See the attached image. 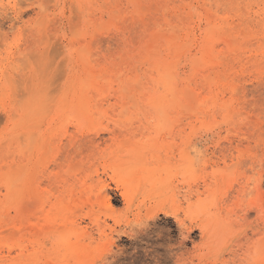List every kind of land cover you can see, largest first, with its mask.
<instances>
[{"label": "rangeland", "instance_id": "1", "mask_svg": "<svg viewBox=\"0 0 264 264\" xmlns=\"http://www.w3.org/2000/svg\"><path fill=\"white\" fill-rule=\"evenodd\" d=\"M0 264H264V0H0Z\"/></svg>", "mask_w": 264, "mask_h": 264}, {"label": "bare ground", "instance_id": "2", "mask_svg": "<svg viewBox=\"0 0 264 264\" xmlns=\"http://www.w3.org/2000/svg\"><path fill=\"white\" fill-rule=\"evenodd\" d=\"M170 27H171V25H170ZM175 29H177V28H175ZM160 30H162V29H160ZM169 34H170V33H169ZM152 40H153V39H152ZM150 42H151V41H150ZM167 42H168V41H167ZM152 43H153V42H152ZM160 43H161V42H160ZM185 43H186V42H185ZM213 43H214V42H213ZM158 44H159V43H158ZM183 44H184V43H183ZM233 44H234V43H232V45H233ZM148 45H149V44H148ZM151 45H152V44H151ZM156 45H157V44H156ZM152 48L154 49L155 46H154V47L151 46V49H152ZM180 48H181V47H180ZM207 50H208V49H207ZM204 52H205V51H204ZM175 54H176V53H175ZM221 54H222V53H221ZM198 59H199V58H198ZM216 59H217V58H216ZM174 60H175V59H174ZM199 60L201 61V59H199ZM171 61H172V60H171ZM197 61H198V60H197ZM205 61H206V60H205ZM210 61H211V59H210ZM212 61H213V60H212ZM225 61H226V60H225ZM193 63H195V62H193ZM197 63H198V62H197ZM208 63H209V62H208ZM215 63H216V62H215ZM163 65H164V64H163ZM163 65H162V66H163ZM167 65H168V64H167ZM196 65H197V64H195V66H196ZM200 65H201V64H200ZM200 65H199V66H200ZM202 65H203V64H202ZM202 65H201V67H202ZM164 66H165V65H164ZM199 66H198L197 68H199ZM199 69H200V68H199ZM164 72H165V71H164ZM210 72H211V71H210ZM168 73H169V72H168ZM211 73H212V72H211ZM208 74H209V73H208ZM187 76H188V75H187ZM188 77H189V76H188ZM206 77H207V76H206ZM210 77H211V75H210ZM172 78H174V77H172ZM186 79H187V78H186ZM199 79H200V78H199ZM206 79H207V78H206ZM208 79H209V78H208ZM214 82H215V81H214ZM169 87H170V86H169ZM171 89H172V88H171ZM187 89H188V88H187ZM187 89H186V90H187ZM188 90H189V89H188ZM169 91H170V90H168V93H169ZM166 92H167V91H166ZM170 92H171V91H170ZM191 93H193V92H191ZM201 93H202V92H201ZM171 94H172V93H171ZM179 94H180V93H179ZM183 94H184V93H183ZM187 95H188V94H187ZM189 96H190V95H189ZM195 96H196V95H195ZM172 98H173V97H172ZM172 98H171V100H172ZM173 99H174V98H173ZM195 99H196V98H195ZM172 102H173V101H172ZM195 103L197 104L196 101H195ZM198 103H200V102H198ZM124 104H125V103H124ZM170 104H172V103L170 102ZM170 104H169V105H170ZM173 104H174V103H173ZM173 104H172V105H173ZM183 105H184V104H183ZM185 105H186V104H185ZM166 116H167V115H166ZM166 116H164L165 120H166ZM164 118H163V121L166 122V121L164 120ZM173 121H174V120H173ZM167 122H168V120H167ZM164 124H165V123H164ZM20 220H21V218H20ZM49 230H50V229H49ZM16 231H17V230H16ZM16 231H15V232H16ZM15 232H14V233H15ZM21 244H22V243H21ZM6 245H7V244H6ZM14 245H15V244H14ZM7 246H9V245H7ZM15 246H20V244L15 245ZM20 247L23 249L22 246H20ZM22 254H23V253H22Z\"/></svg>", "mask_w": 264, "mask_h": 264}]
</instances>
